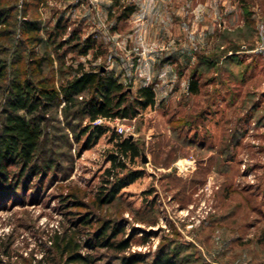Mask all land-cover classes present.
Segmentation results:
<instances>
[{
  "label": "rangeland",
  "instance_id": "rangeland-1",
  "mask_svg": "<svg viewBox=\"0 0 264 264\" xmlns=\"http://www.w3.org/2000/svg\"><path fill=\"white\" fill-rule=\"evenodd\" d=\"M34 4L16 0L15 13L38 10L46 29L62 13L64 35L75 29L80 40H94L86 54L70 50L64 64L42 68L55 82L82 62L116 74L130 96L152 85L156 102L132 117L95 121L108 129L88 147L80 128L89 118L79 114V104L65 115L60 97L45 110L37 157L52 164L31 176L24 191L18 183L14 193L0 192V241L11 248L0 264H72L71 251L60 252L55 243L65 234L64 242H77V251L92 257L90 264H121L120 256L132 253L144 255L136 264H149L160 251L172 264H264V0ZM129 5L134 9L120 16ZM14 29L0 37L6 43L0 48V126L10 82L18 69L28 73L24 61L17 68L13 60L27 50L18 42V25ZM34 73L28 77L37 83L45 71ZM191 79L197 92L188 88ZM113 132L139 147L122 173L141 174L100 205L95 198L115 149ZM105 221L109 234L119 228L110 241L129 240L125 251L97 237Z\"/></svg>",
  "mask_w": 264,
  "mask_h": 264
},
{
  "label": "trees",
  "instance_id": "trees-1",
  "mask_svg": "<svg viewBox=\"0 0 264 264\" xmlns=\"http://www.w3.org/2000/svg\"><path fill=\"white\" fill-rule=\"evenodd\" d=\"M30 1L35 3L34 6H37L42 0ZM16 6V0H0V26H5V29L0 28V37L11 35L15 31V24L18 25L19 33H16L18 42H20L19 44L24 43L27 50L16 54V58L13 60L16 62L17 68L22 66L24 61V67L26 66L28 69V73L18 69L20 76L10 82L6 94L8 107L4 111L5 116L0 126V192L4 194L17 191L18 183H21V189L24 191L28 188L31 176L44 173L45 169L51 166V159H44L43 163H40L37 157L43 136L39 119L42 118L48 107L59 101L60 97L64 100L61 107L65 115L73 106L79 104L77 110L79 114L89 118V122L80 128L81 132L86 134L85 147H88L92 141L108 129L105 124L95 122L97 118L132 117L139 112L140 107L154 105L156 102L155 90L152 85H141L136 89L135 94L130 96L129 90L125 88L124 83L116 74L96 67L85 68L82 62H78L71 75L60 82H55L51 70L46 71L42 68L54 67L56 62L64 64V56L70 50L86 54L94 44V40L89 36L80 40L75 29L64 35L66 19L63 18L62 13L57 17L52 27L46 29L42 24L38 10L33 16H29L26 14L25 7L22 16H18L15 13ZM133 9V5L125 6L120 16H127ZM10 19L16 20V23H12ZM6 26L9 27L6 28ZM73 40L75 42L70 44ZM0 44L2 49V46L6 44L4 39H0ZM9 47L8 44L6 47L4 46L7 48L6 50ZM4 67L5 60L0 56V74L3 73ZM43 71L45 74H42ZM30 73L43 76L38 78L37 83H33L28 77ZM188 88L197 92V80L191 79ZM28 115L30 116L27 117ZM111 139L115 140V149L108 153L110 165L105 169L102 184L99 186V192L95 198L100 205L112 201L123 186L141 174L140 170H129L122 173L127 167L126 159L134 162L135 157L139 155L138 143L130 136L121 138L114 132ZM10 163H18V168L11 170ZM87 219L86 217L83 221H87ZM110 227V222L105 221L98 228L97 237L99 239L106 238V242L116 251H125L129 246V240L110 241L111 236L115 235L119 229L113 227L112 234H109L107 231ZM65 235L57 238L55 243H57L60 252L71 251L67 256V261L72 264H90L92 257L77 251V242L73 240L71 242L69 239L64 242ZM2 255L8 259L11 256L10 243H4V239L0 241V263L4 261L1 258ZM142 259H144V255L140 253L123 254L120 256V263L136 264L138 260ZM5 263L10 264L7 260ZM172 263H174V259L168 255V252L160 251L149 264Z\"/></svg>",
  "mask_w": 264,
  "mask_h": 264
},
{
  "label": "built area",
  "instance_id": "built-area-1",
  "mask_svg": "<svg viewBox=\"0 0 264 264\" xmlns=\"http://www.w3.org/2000/svg\"><path fill=\"white\" fill-rule=\"evenodd\" d=\"M100 120H102L101 117L97 118L95 121H100ZM116 129H117L119 132H121V131L123 130V127H122L121 125H118V126H116Z\"/></svg>",
  "mask_w": 264,
  "mask_h": 264
},
{
  "label": "water",
  "instance_id": "water-1",
  "mask_svg": "<svg viewBox=\"0 0 264 264\" xmlns=\"http://www.w3.org/2000/svg\"><path fill=\"white\" fill-rule=\"evenodd\" d=\"M142 159H143V161H145V160H146V156H145V154H144V153H142Z\"/></svg>",
  "mask_w": 264,
  "mask_h": 264
}]
</instances>
